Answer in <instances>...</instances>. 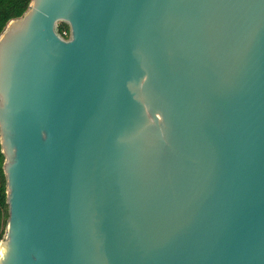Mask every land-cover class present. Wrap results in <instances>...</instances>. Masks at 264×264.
<instances>
[{"label": "water", "instance_id": "obj_1", "mask_svg": "<svg viewBox=\"0 0 264 264\" xmlns=\"http://www.w3.org/2000/svg\"><path fill=\"white\" fill-rule=\"evenodd\" d=\"M0 154V264H264V0H30Z\"/></svg>", "mask_w": 264, "mask_h": 264}, {"label": "trees", "instance_id": "obj_2", "mask_svg": "<svg viewBox=\"0 0 264 264\" xmlns=\"http://www.w3.org/2000/svg\"><path fill=\"white\" fill-rule=\"evenodd\" d=\"M30 0H0V33L5 25L12 19H17L26 11ZM56 31L62 37L67 36L66 25L57 24ZM64 33V35H62ZM3 157L0 154V239L4 233L5 221L7 218V207L5 205L4 178L1 171Z\"/></svg>", "mask_w": 264, "mask_h": 264}, {"label": "built area", "instance_id": "obj_3", "mask_svg": "<svg viewBox=\"0 0 264 264\" xmlns=\"http://www.w3.org/2000/svg\"><path fill=\"white\" fill-rule=\"evenodd\" d=\"M62 35H64V33Z\"/></svg>", "mask_w": 264, "mask_h": 264}]
</instances>
